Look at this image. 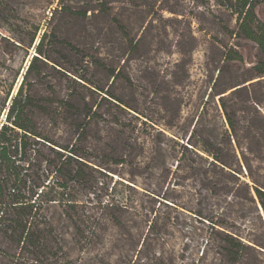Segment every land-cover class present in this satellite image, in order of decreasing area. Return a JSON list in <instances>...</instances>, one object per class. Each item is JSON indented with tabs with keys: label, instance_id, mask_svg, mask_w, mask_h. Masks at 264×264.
Here are the masks:
<instances>
[{
	"label": "rangeland",
	"instance_id": "rangeland-1",
	"mask_svg": "<svg viewBox=\"0 0 264 264\" xmlns=\"http://www.w3.org/2000/svg\"><path fill=\"white\" fill-rule=\"evenodd\" d=\"M253 2L259 35L264 0ZM230 8L224 0H0V123L34 56L39 60L26 88L34 84L36 102L67 97L74 86L70 78L81 74L91 89H85L86 98L100 112L89 129L88 145L91 164L102 172H95L92 193L83 191L78 198L80 204L92 201L82 206L98 222L77 232L52 207L48 214L54 225L44 259L55 255V264L197 262L206 227L197 212L214 209L218 200L201 195L195 180L176 170L179 143L192 132L198 141L228 128L218 98L211 95L213 82L257 78L254 68L264 62L260 45L245 33L238 35L237 15ZM230 48L240 52L241 61L225 60ZM220 66L224 74L218 78ZM44 113L36 116L44 133L60 142L75 141L73 129L68 136L60 120L51 121ZM160 144L164 158L154 152ZM246 147L243 141L237 149L241 179L253 182L246 161L264 185V152L254 149V154ZM110 200L122 206L111 211L119 222L102 215V204ZM150 207L157 210L153 217H161L160 229H149ZM255 224V237L264 243V214ZM20 246L0 226V264H26Z\"/></svg>",
	"mask_w": 264,
	"mask_h": 264
},
{
	"label": "trees",
	"instance_id": "trees-1",
	"mask_svg": "<svg viewBox=\"0 0 264 264\" xmlns=\"http://www.w3.org/2000/svg\"><path fill=\"white\" fill-rule=\"evenodd\" d=\"M224 3L237 15L238 35L245 33L264 51V30H260L259 35L255 30L259 27L254 25L253 0H224ZM43 40L41 38L37 45L40 54ZM224 56L228 62L243 58L234 48L228 49ZM37 60L39 56H34L16 95L11 97L5 121L0 123V226L10 242L21 245L23 263L43 264L47 260L45 264H55V255L44 259L48 232L54 225L48 214L52 207L60 210L59 220L72 225L77 232L83 231L89 223L95 226L98 222L94 214H86L82 206L92 201L88 199L80 204L78 198L83 191L92 193L95 172H102L91 164L93 151L88 145L89 129L98 122L100 112L87 100L85 89H91L81 74L70 78L74 86L67 97H55L51 104L36 102L31 95L34 84L26 86ZM254 69L257 78L235 84L232 80L228 85H220L216 79L212 84L211 95L218 98L215 103L228 128L222 132L211 131L198 141L192 140V132L187 142L179 143L176 170L193 178L201 195L218 200L214 209L206 207L197 212L198 220L206 227L203 229L204 247L194 264H264V243L255 237V222L264 214V185L253 176L246 161L253 182L241 179V159L237 154L243 141L247 150L264 152V106L261 105L264 104V62ZM218 72V78L222 77V66ZM35 76L40 77V74ZM40 111L46 112L51 121L60 120L67 127L68 136L77 133L75 141L69 138L68 142H60L44 133L36 119ZM166 124L170 128V123ZM158 132L169 138L165 132ZM159 146L162 145L154 152L164 158V147ZM97 202L100 206L102 200ZM160 202L166 204L164 200ZM102 205V215H110L113 222L120 221L111 211H120L121 205L112 200ZM156 211L155 207H150L146 217H153ZM160 218L156 214L149 219L150 230L160 229Z\"/></svg>",
	"mask_w": 264,
	"mask_h": 264
}]
</instances>
